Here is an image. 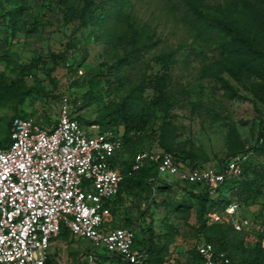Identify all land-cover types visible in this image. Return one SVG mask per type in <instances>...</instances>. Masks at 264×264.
Wrapping results in <instances>:
<instances>
[{"label":"rangeland","instance_id":"1","mask_svg":"<svg viewBox=\"0 0 264 264\" xmlns=\"http://www.w3.org/2000/svg\"><path fill=\"white\" fill-rule=\"evenodd\" d=\"M97 5L108 8L110 3L95 0ZM102 3V4H101ZM83 0H0V55L8 56V62L0 63L3 81L22 76L27 86H34V79L41 82L44 90L34 86L21 103L7 97L0 105V137H4L6 122L15 114L23 113L29 118L52 126L58 117L63 100L72 102L73 108L84 120H93L100 113L106 100L120 98L129 84L109 86L104 73L109 66H119L125 54L123 43L112 39L107 42L106 33L101 35L94 25L93 17L87 15L81 22ZM23 5L25 11L19 23L26 24L13 31L9 17L1 15L8 9ZM225 8L233 13L247 9L240 0H202L201 12L205 21H198L187 10L182 0H127L123 10L129 13L143 35L158 38L159 43L130 66L122 68L124 75L135 83L146 71V64L153 54L183 44L178 63L171 68L173 80V105L166 112H156V118L138 144L125 148L123 160L131 158L138 149L155 154L170 147L178 154L193 152L199 167H218L233 156L242 158L247 179L259 181L261 193L244 204L233 196L232 187L222 189L223 198L232 197L239 203L237 217L246 219L242 230L229 232L230 240L238 246L249 248L258 235L264 242V96L263 80L245 70L240 62L247 57L242 47L221 42L226 33L215 23L214 17ZM255 26V27H254ZM245 29L246 34H261L264 24ZM119 31H117L118 33ZM264 44V39L260 40ZM51 53H64L54 63ZM41 56L47 67L54 66L50 82L43 73L36 76L21 74L18 67ZM110 90V92L108 91ZM76 98V103L73 101ZM82 124L86 129V123ZM88 130V129H87ZM261 175V176H260ZM260 182V183H261ZM171 189L149 192L145 186L126 192L121 202L109 207L108 221L112 226L131 228L137 243L142 230L152 223L157 241L168 242L167 252L180 260L202 241L195 231L196 207L174 209L180 200L181 187L176 180ZM146 212L141 218L142 212ZM117 220L118 224L114 222ZM139 221V224L137 223ZM136 243V244H137ZM83 238H54L48 249L47 264H88L83 256L91 249ZM104 255L108 251L94 249ZM83 256V257H82ZM94 264H116L109 260H94Z\"/></svg>","mask_w":264,"mask_h":264},{"label":"built area","instance_id":"2","mask_svg":"<svg viewBox=\"0 0 264 264\" xmlns=\"http://www.w3.org/2000/svg\"><path fill=\"white\" fill-rule=\"evenodd\" d=\"M76 118L72 102L63 100L52 128L41 127L29 117H15L10 142L0 147V264H46L49 245L63 227L73 237L90 242L83 254L94 264V249L102 248L132 264H145L144 250L131 228L107 226L109 201L120 188L123 144L112 131L91 133ZM148 160L157 162L163 179L206 185L210 192L230 177L242 174V158L233 156L221 168L194 167L175 161L170 152L134 154L129 173ZM239 204L208 212L206 222L228 223L242 230L246 219L236 215ZM196 260L167 255L161 264H229L224 251L205 241L196 247ZM82 256V257H83Z\"/></svg>","mask_w":264,"mask_h":264},{"label":"trees","instance_id":"3","mask_svg":"<svg viewBox=\"0 0 264 264\" xmlns=\"http://www.w3.org/2000/svg\"><path fill=\"white\" fill-rule=\"evenodd\" d=\"M65 2V0H60ZM127 0H101L106 5L110 3L108 8H102L95 3V0H83L81 6L80 18L83 23L87 15L93 17L90 22L95 26V29L101 34L105 32L107 42L118 41L125 45L126 52L118 60L119 66L107 67L104 77L105 82L109 86L124 84V80L128 82L129 86L120 98L106 100L100 113L93 120H84L78 113L76 118L84 127L82 122L86 123V129L95 126L93 132L98 134L106 131H112L115 135L121 138L123 144V151L132 145L138 144L140 138L146 134L147 129L156 118V112L167 111L172 107V97L174 93L173 80L171 68L174 67L179 59L178 55L184 48L183 44H177L175 47L169 48L166 51L150 56L149 61L156 66V69L146 64V71H144L133 83L127 75L122 72L123 67L130 66L133 62L143 57L153 47L159 43L158 38H153L152 35H143L132 19L131 15L123 10V5ZM186 5L187 10L191 12L199 21H205V16L200 10L202 0H182ZM248 11V14L243 11L233 13L232 10L225 8L221 11L220 15L214 17L215 23L220 29L226 33L221 42L223 48L229 44L241 46L246 51L247 57L240 62V65L247 71L258 75L263 83L261 86L264 90V44L260 40L264 39V27L261 34H246L245 29L254 25L264 24V0H240ZM102 4V3H101ZM25 11V6L20 5L8 9L1 15L2 18L9 17V24L13 31L21 29L25 26L26 22L19 23L18 18ZM255 27V26H254ZM117 31H119L117 33ZM50 57L54 63L57 59L64 58V53H51ZM9 58L5 54L0 55V63L8 62ZM54 66L47 67V60L41 56L32 58L29 63L23 64L18 67L21 74H28L36 76L37 73H43L45 77L55 85V79L51 77ZM34 86H37L41 91L44 90L41 82L34 79ZM34 86H27L24 78L20 76L6 85L3 81L2 73L0 72V105L7 97H13L16 102L21 103L23 98L27 96ZM108 91L110 92V90ZM261 100L264 102V96ZM76 103V98H73ZM15 117H28L23 113H15L5 124L4 137H0V147H5L10 142V128L12 120ZM37 122V121H36ZM41 127H47L37 122ZM260 138L264 139V132H259ZM167 152L173 154L175 161L185 163L189 168L199 167L195 163V154L187 152L178 154L170 147H165ZM122 151V153H123ZM145 151L142 149L135 150L128 160L121 161V171L124 174L123 180L120 183V188L117 195L109 201V206L114 208L119 202L122 201L123 196L127 191L135 187L145 186L149 192H156L159 189H171L173 183L167 182L158 174L157 162L154 160L146 161L143 166L131 173L128 171L132 165V159L135 153ZM121 153V154H122ZM122 157V156H121ZM226 163V162H225ZM222 164L217 168L225 165ZM242 165V174L239 178L230 177L215 190L210 192L209 187L206 185L184 183L185 187L180 188V200L174 209L187 210L192 205L196 207V222L195 231L202 236V241H205L213 250L224 251L229 257V264H264V242L262 236L258 235L252 247L245 248L241 244L236 246L229 237V232L234 231L233 227L228 223H214L208 224L206 216L208 212L213 210L222 211L226 204L235 202L232 197L223 198L222 189L232 187L233 196L238 201L247 204L253 201L261 193V180L255 181L247 179L245 169ZM264 177V172L261 174ZM260 175V176H261ZM261 182V183H260ZM239 204V203H238ZM141 218L146 215L142 212ZM152 223L143 229L142 237L139 243L135 242L139 249L146 252L147 257L144 259L145 264H161L162 260L170 253L167 252L168 242H160L155 239ZM72 237L70 231L63 227L58 234L57 238L68 239ZM201 242V241H200ZM196 247V246H195ZM195 247L191 253L187 255L186 260H196ZM90 251V250H87ZM96 254V261L103 259L109 260L116 264H132L122 260L119 256L110 254L104 255L94 250ZM49 258L47 257L46 264ZM138 264V263H137Z\"/></svg>","mask_w":264,"mask_h":264},{"label":"crops","instance_id":"4","mask_svg":"<svg viewBox=\"0 0 264 264\" xmlns=\"http://www.w3.org/2000/svg\"><path fill=\"white\" fill-rule=\"evenodd\" d=\"M114 223H115V224H118L117 220H116ZM137 223L139 224V221H138ZM107 226H108L109 228H115V227H116V226H112V224H110L109 221L107 222ZM57 236H58V235H57ZM57 236H56V237H57ZM56 237H55V238H56ZM53 239H54V238H53ZM53 239H52V240H53ZM52 240H51V242H52ZM50 245H51V243H50ZM50 245H49V247H50ZM170 254H171V253H170ZM172 255L175 256V257L177 258L176 255H174V254H172ZM186 258H187V255L181 257V259H183V260H186ZM177 259H179V258H177ZM179 260H180V259H179Z\"/></svg>","mask_w":264,"mask_h":264}]
</instances>
